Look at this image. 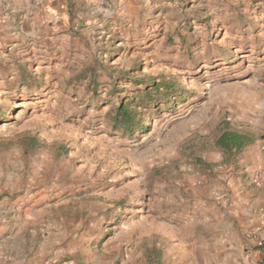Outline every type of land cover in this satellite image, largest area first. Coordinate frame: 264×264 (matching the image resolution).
I'll use <instances>...</instances> for the list:
<instances>
[{
	"label": "rangeland",
	"instance_id": "1",
	"mask_svg": "<svg viewBox=\"0 0 264 264\" xmlns=\"http://www.w3.org/2000/svg\"><path fill=\"white\" fill-rule=\"evenodd\" d=\"M263 220L264 0H0V264H256Z\"/></svg>",
	"mask_w": 264,
	"mask_h": 264
},
{
	"label": "trees",
	"instance_id": "2",
	"mask_svg": "<svg viewBox=\"0 0 264 264\" xmlns=\"http://www.w3.org/2000/svg\"><path fill=\"white\" fill-rule=\"evenodd\" d=\"M157 89L159 91V84L153 86V89ZM152 88H147L145 90V93L147 96L151 95L153 91ZM136 102H133L132 100H128L126 102H123L120 107L117 109V116L121 119L122 123L124 124H131L132 122L136 121L135 114L138 113L140 110H137L135 107ZM248 138L243 136L240 133L233 132L230 130H226L222 136L220 137V141L229 149L241 148L248 140Z\"/></svg>",
	"mask_w": 264,
	"mask_h": 264
},
{
	"label": "built area",
	"instance_id": "3",
	"mask_svg": "<svg viewBox=\"0 0 264 264\" xmlns=\"http://www.w3.org/2000/svg\"><path fill=\"white\" fill-rule=\"evenodd\" d=\"M247 248L250 250H264V220L261 226L247 232Z\"/></svg>",
	"mask_w": 264,
	"mask_h": 264
},
{
	"label": "crops",
	"instance_id": "4",
	"mask_svg": "<svg viewBox=\"0 0 264 264\" xmlns=\"http://www.w3.org/2000/svg\"><path fill=\"white\" fill-rule=\"evenodd\" d=\"M248 143V142H247ZM246 144V143H245ZM244 144V145H245ZM243 145V146H244ZM242 146V147H243ZM241 147V148H242ZM247 157V156H246ZM245 166L246 167H249L250 169H252V167H251V165H250V161H248V162H246V164H245ZM255 199H257V200H255V202L254 203H257L258 202V198H255ZM241 201H244V199L243 200H241ZM239 203V202H238ZM237 203V204H238ZM258 205V204H257ZM247 207L246 208H250V215H251V217L252 218H254V219H257V216H258V207H256V210H255V212H254V208H253V204H252V206L251 205H249V204H247L246 205ZM254 222L252 221L251 222V224H253ZM253 255V254H252ZM254 255L257 257V258H259L260 259V262H258V263H256V264H264V250H261V249H257L255 252H254Z\"/></svg>",
	"mask_w": 264,
	"mask_h": 264
}]
</instances>
